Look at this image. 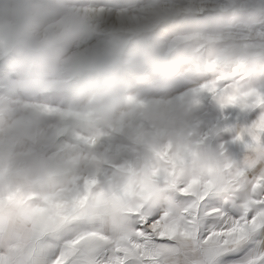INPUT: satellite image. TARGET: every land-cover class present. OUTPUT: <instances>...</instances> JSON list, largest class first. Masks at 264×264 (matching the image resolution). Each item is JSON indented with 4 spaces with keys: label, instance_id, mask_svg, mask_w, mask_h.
Segmentation results:
<instances>
[{
    "label": "clouds",
    "instance_id": "9594fccd",
    "mask_svg": "<svg viewBox=\"0 0 264 264\" xmlns=\"http://www.w3.org/2000/svg\"><path fill=\"white\" fill-rule=\"evenodd\" d=\"M0 264H264V0H0Z\"/></svg>",
    "mask_w": 264,
    "mask_h": 264
}]
</instances>
